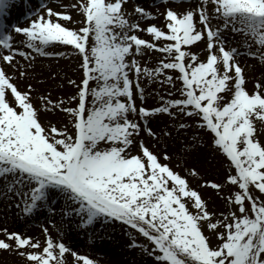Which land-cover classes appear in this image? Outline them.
Instances as JSON below:
<instances>
[{
    "label": "snow or ice",
    "instance_id": "1",
    "mask_svg": "<svg viewBox=\"0 0 264 264\" xmlns=\"http://www.w3.org/2000/svg\"><path fill=\"white\" fill-rule=\"evenodd\" d=\"M185 2L42 4L16 46L0 0V204L47 214L41 237L0 226V253L102 264L65 242L99 224L131 264H264V0ZM38 56L79 57L73 94L32 82Z\"/></svg>",
    "mask_w": 264,
    "mask_h": 264
},
{
    "label": "rangeland",
    "instance_id": "2",
    "mask_svg": "<svg viewBox=\"0 0 264 264\" xmlns=\"http://www.w3.org/2000/svg\"><path fill=\"white\" fill-rule=\"evenodd\" d=\"M129 1H131L132 3L135 2V0H129ZM18 2L22 6H24L27 0H18ZM139 2L144 4L147 7L153 6V0H139ZM172 2L174 6L176 7L186 6L185 0H172ZM39 10H42L40 4L35 9V12ZM162 10H163V7L161 6V11ZM29 13L30 12H27L26 10L21 11L22 19L29 20ZM14 23H18V21ZM153 23H162V20L154 21ZM12 29L13 28L10 27V31H12ZM236 39L239 40V37H236ZM49 50L63 51L64 49L56 48V49H49ZM194 50L198 51L199 49H194ZM41 59L43 60V64L47 69L50 67V65H53L56 70V72L50 71L49 76H48L50 80L54 81V85L53 83L46 85V88L42 89L41 91H44V90L51 91L52 96L54 98H59L62 95L73 94V93L65 94L63 92V88L65 85L71 87V85L67 83V80L71 79V77H68V74L66 73L67 68H68L67 66L69 64L74 65V72L76 74V79L77 81H79L82 75L78 67V63H77V61L79 60V57H71V58L67 56L61 57V58L41 57ZM144 59L147 60V57H145ZM241 61L242 63H247L250 65L258 63L253 58H250L247 56H242ZM154 62H155V56H153L152 61H148L149 66H154ZM42 69H43L42 66L41 67L38 66L37 63L35 65L33 64V68L30 69L32 70L31 75L37 78L36 83H38V81H43V83L45 82V79L40 77L42 73ZM53 73L58 74L56 78H53L52 76ZM253 75L259 76V70H257L255 73L249 72V77H250V82L248 84L249 88L253 87V83L251 82V77ZM48 78L46 80H48ZM43 83H39V84L42 85ZM60 85H63V87H60ZM155 88H157V85H152L148 89V91L152 92V90ZM157 102H158V98L155 96V93L153 92V94L147 98V103L155 105ZM57 119H59V117H57ZM217 168L219 169V165H217ZM222 172H223L222 169H219V172L215 170H211L209 172V176L218 178L219 175H222ZM196 182H198V178L197 180L193 181L194 184ZM225 191L227 192V189ZM217 205L220 208H223L222 201H217ZM2 209L3 208L0 207V215L4 214L8 223H10V224L6 223L7 228H9L10 230L19 229L21 231L27 232L30 235L41 237L42 235L41 227L38 228V223H36V220L40 223V226H41L44 220V217H46L47 214H43V215L37 214L31 220H25L23 217L18 216L17 210L15 208L7 213H5V211L1 213ZM57 211H59V205L57 206ZM54 219L57 221V223H59L61 220V217L55 216ZM52 233L54 236L57 235L55 230H53ZM65 239L68 240L70 245L73 246L76 250H79L85 253H91L93 255V258L101 259L102 264H131L132 257L135 255V253H129L128 249L125 247L127 238L124 236L119 226H108L102 229L101 225L97 224L95 229H90L87 233L85 232L78 233L76 230H67L65 232ZM213 240L215 241L214 237H213ZM118 257H121V261L117 260ZM67 259L71 261L70 256H68ZM0 264H23V261L18 256H13L11 254L4 253L3 256L0 254Z\"/></svg>",
    "mask_w": 264,
    "mask_h": 264
},
{
    "label": "bare ground",
    "instance_id": "3",
    "mask_svg": "<svg viewBox=\"0 0 264 264\" xmlns=\"http://www.w3.org/2000/svg\"><path fill=\"white\" fill-rule=\"evenodd\" d=\"M71 2V0H27L26 4L24 6H22L18 0H10V6L8 8L5 9V12L3 13V17H2V20H3V23L5 25V31L6 32H9L13 35V38H14V42L16 44V46H20L19 45V41L21 39V37L19 35H17L14 30L12 29V31H10V27L13 28L12 26L13 25H18V26H27V24L29 23V20L27 19H22V16H21V11L23 10H26L27 12H30V13H33L35 12V9L37 8V6L40 4H47L48 6L50 7H53V8H59V6L61 5V3H69ZM132 5L133 3L131 1L128 0V4H127V8L129 11L132 10ZM32 18H35L34 16ZM73 18L76 19V20H79L80 17L77 13L73 12ZM18 23H14V22H17ZM150 22H154V21H150ZM11 24V25H10ZM202 47V46H201ZM244 61V60H243ZM38 64V66H42V73L40 75L41 78L45 79V82L41 85L39 83H36V80L32 81L34 84H36V86L42 90L44 88H46V85H49V84H52L54 85V81L50 80L48 78L49 76V73L50 71L51 72H56L55 70V67L53 65H50V67L47 69L44 64H43V60L41 59V57H38L36 58L35 62H34V65L35 64ZM67 71L66 73L68 74V77H71V79H76V74L74 72V65L73 64H69L67 66ZM32 72V70H30V73ZM48 78V80H46ZM48 81V83H47ZM23 83V82H22ZM47 83V84H46ZM75 89L73 86H64L63 88V92L66 94V93H74ZM0 207L3 208V205L0 204ZM4 210L2 209L1 210V213H3ZM54 218V217H53ZM47 222V216L44 217V220L42 222V224H45ZM6 223H8L6 217L4 214H1L0 215V226H4L6 227ZM36 223H38V228L40 227V223L36 220ZM10 224V223H8ZM41 224V225H42ZM51 227V226H49ZM54 230V229H53ZM52 230V231H53ZM65 242L70 244L68 242V240L65 239ZM2 256L4 253H0ZM72 260V258H71ZM117 260L121 261V257H118Z\"/></svg>",
    "mask_w": 264,
    "mask_h": 264
}]
</instances>
